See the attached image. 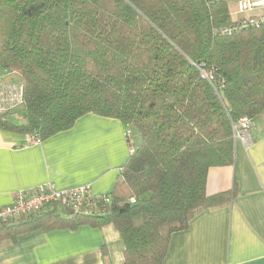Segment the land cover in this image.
I'll return each mask as SVG.
<instances>
[{
  "label": "trees",
  "instance_id": "trees-1",
  "mask_svg": "<svg viewBox=\"0 0 264 264\" xmlns=\"http://www.w3.org/2000/svg\"><path fill=\"white\" fill-rule=\"evenodd\" d=\"M229 7L228 0H0V72L18 74L24 90L18 108L0 113V129L42 139L94 113L140 134L108 202L96 200L85 213L54 204L17 216L0 223V242L112 223L123 264H161L171 233L230 201L231 190L207 194L206 177L233 162V122L264 113V23L221 32Z\"/></svg>",
  "mask_w": 264,
  "mask_h": 264
},
{
  "label": "crops",
  "instance_id": "crops-1",
  "mask_svg": "<svg viewBox=\"0 0 264 264\" xmlns=\"http://www.w3.org/2000/svg\"><path fill=\"white\" fill-rule=\"evenodd\" d=\"M250 135L248 147L234 139L232 164L207 172L206 193L231 190L230 201L171 233L161 264H264V113L252 120ZM26 136L0 129V207L9 206L16 191L43 184L89 185L93 196L109 195L129 147L140 141L131 125L94 113L37 144L26 145ZM123 249L112 223H82L2 241L0 264H123Z\"/></svg>",
  "mask_w": 264,
  "mask_h": 264
},
{
  "label": "built area",
  "instance_id": "built-area-1",
  "mask_svg": "<svg viewBox=\"0 0 264 264\" xmlns=\"http://www.w3.org/2000/svg\"><path fill=\"white\" fill-rule=\"evenodd\" d=\"M231 23L218 28L221 32H231L248 27L258 26L264 23V0H228ZM207 76L206 72H202ZM24 90L21 81L6 80L0 76V113H5L18 108L23 103ZM252 120L246 116L239 117L232 124L233 137L248 147L252 143L250 127ZM126 137L130 133L126 132ZM40 141L35 135H27L25 144H37ZM132 147H129L131 152ZM96 200L108 202L106 194L93 196L89 185H81L73 188L56 189L50 184H43L31 190H18L13 194L12 203L9 206L0 207V223L17 216L44 209L54 204L68 208L73 212L89 210ZM133 201V198L131 199Z\"/></svg>",
  "mask_w": 264,
  "mask_h": 264
},
{
  "label": "rangeland",
  "instance_id": "rangeland-1",
  "mask_svg": "<svg viewBox=\"0 0 264 264\" xmlns=\"http://www.w3.org/2000/svg\"><path fill=\"white\" fill-rule=\"evenodd\" d=\"M232 7V5H230V8ZM5 79L6 80H9V79H13V80H15V81H19L20 80V77H19V75L18 74H15V73H10L9 75H7L6 77H5ZM8 118H12V116H8ZM133 127V126H132ZM137 129L135 128V127H133V136L134 135H136V132H138V131H136Z\"/></svg>",
  "mask_w": 264,
  "mask_h": 264
}]
</instances>
